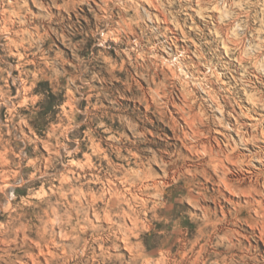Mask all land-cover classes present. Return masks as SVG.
<instances>
[{"label":"rangeland","instance_id":"1","mask_svg":"<svg viewBox=\"0 0 264 264\" xmlns=\"http://www.w3.org/2000/svg\"><path fill=\"white\" fill-rule=\"evenodd\" d=\"M257 223L264 0H0V264H264Z\"/></svg>","mask_w":264,"mask_h":264},{"label":"bare ground","instance_id":"2","mask_svg":"<svg viewBox=\"0 0 264 264\" xmlns=\"http://www.w3.org/2000/svg\"><path fill=\"white\" fill-rule=\"evenodd\" d=\"M147 1V0H146ZM13 55H15V54H13ZM190 114V113H189ZM188 114V115H189ZM190 116V115H189ZM190 119H191V122H190ZM200 121V120H199ZM196 123H198L197 122V116L194 114V116L193 115H191V117L190 118H187L186 119V124L187 125H189V128L191 129V131L193 132V134H195V135H197L198 133L194 130V125H197ZM195 127H197V126H195ZM190 131V130H189ZM192 132H190V133H192ZM197 133V134H196ZM187 135V134H186ZM189 135V134H188ZM194 136V135H193ZM198 136V135H197ZM229 147H230V145H229ZM231 148V147H230ZM207 150H209V149H207ZM207 150H205V152H206V154L207 153H209L210 155H211V160L214 162V163H216V168H219V166L220 165H223L225 162H229V163H233V164H235L233 161H234V159L236 158L235 156H234V148H231V150H228V148H226V149H221V153H223V155H225L224 156V160L223 159H221V158H219V156H218V153L217 152H215V150L213 149V148H211L209 151H207ZM220 182H221V184L223 185V187L230 193V194H232L233 196H234V194H235V196H236V194H240V193H243L244 191H242V190H240V189H238V188H236V187H234V185H232L226 178H221L220 179ZM254 192H257V190L255 189V191ZM253 203V202H252ZM257 203V202H256ZM259 203V202H258ZM260 204V203H259ZM258 213V212H257ZM250 219V218H249ZM254 219V218H253ZM251 221V220H250ZM253 222H254V220H253ZM259 222V221H258ZM257 226H259V230L261 231L260 232V234H261V237H260V239L262 240V241H264V225H259L258 223H257Z\"/></svg>","mask_w":264,"mask_h":264}]
</instances>
